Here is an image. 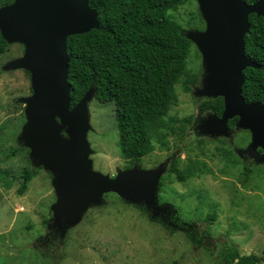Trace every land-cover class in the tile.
I'll return each mask as SVG.
<instances>
[{
  "label": "rangeland",
  "instance_id": "rangeland-1",
  "mask_svg": "<svg viewBox=\"0 0 264 264\" xmlns=\"http://www.w3.org/2000/svg\"><path fill=\"white\" fill-rule=\"evenodd\" d=\"M170 15L185 34L206 29L197 0H185ZM25 51L24 44L10 42L0 54V264H219L226 242L242 255L261 256L259 264H264V145L254 144L251 131L238 119L217 129L208 127L214 115L199 108V102L210 97L200 92L208 73L195 42L186 68L197 74V81L188 92L181 82L175 85L177 103L168 111V116L178 118L192 115L191 124L182 138L177 133L167 136L165 147L155 143L154 150L132 167L159 173L160 180L178 157L179 167L200 159L211 173L166 182L135 200L105 191L74 225L62 218L56 222L51 208L57 199L55 172L32 157L21 138L26 122L22 98L32 94L30 72L7 65ZM108 84L106 74L95 79L87 105V139L92 169L115 177L128 163L121 157ZM228 158L237 163L229 164ZM245 164L252 171L243 184ZM25 166L37 174L19 194V174ZM135 204H144L148 214ZM175 211L193 239L171 221ZM149 215L161 218L167 227Z\"/></svg>",
  "mask_w": 264,
  "mask_h": 264
},
{
  "label": "water",
  "instance_id": "water-1",
  "mask_svg": "<svg viewBox=\"0 0 264 264\" xmlns=\"http://www.w3.org/2000/svg\"><path fill=\"white\" fill-rule=\"evenodd\" d=\"M206 20L204 31L186 36L197 45L207 69L202 94L221 96L224 109L208 127H223L238 117L248 128L254 144L264 145V104L246 102L242 96L243 70L259 67L245 55L244 36L249 31L248 16L264 18V0H197ZM99 28L98 12L89 0H13L0 7V31L10 42L25 45L26 51L7 68L30 72L32 94L26 103V122L21 138L30 154L55 172L53 186L57 199L52 204L56 222L67 225L81 219L87 205L97 202L105 191L113 190L137 199L158 188L159 173L131 167L115 177L92 169V149L87 139L90 129L88 102L93 88L70 107L68 68L70 57L66 39ZM62 131L65 132L64 137Z\"/></svg>",
  "mask_w": 264,
  "mask_h": 264
},
{
  "label": "trees",
  "instance_id": "trees-1",
  "mask_svg": "<svg viewBox=\"0 0 264 264\" xmlns=\"http://www.w3.org/2000/svg\"><path fill=\"white\" fill-rule=\"evenodd\" d=\"M12 1L0 0V7ZM184 1L89 0L90 7L98 12L99 28L69 35L66 39L70 57V107L88 89L94 88L96 77L106 74L109 95L114 102L118 145L121 157L128 163L125 169L151 153L155 143L165 147L167 136L177 133L182 138L192 122V115L168 116L170 107L177 103L175 85L181 82L184 91L188 92L197 81V74L186 68L192 41L170 15V11L176 10ZM245 1L251 4L256 0ZM248 20L250 28L244 36L245 55L259 67L243 70L242 96L246 102L264 104V18L251 13ZM7 45L0 31V54ZM199 108L220 117L224 109L223 98L202 99ZM237 119L233 117L230 123ZM228 163L234 165L237 160L228 158ZM251 171V166L245 164L243 184L248 181ZM2 172L8 174L7 171ZM207 173H211V168L206 162L189 159L179 167V158L175 157L168 167V174L159 180L158 185L162 187L166 182H182ZM36 174V169L27 166L21 169L19 194L26 191L28 182ZM135 206L143 214H148L144 204ZM173 216L171 221L185 229L188 237L193 239L189 229L178 218L177 211ZM149 218L167 227L161 218L151 215ZM194 241L198 242L197 239ZM261 261V256L255 253L240 254L228 242L219 252V264H259Z\"/></svg>",
  "mask_w": 264,
  "mask_h": 264
}]
</instances>
